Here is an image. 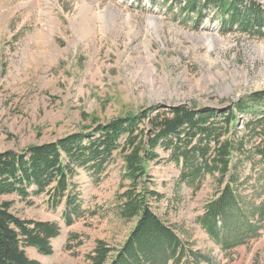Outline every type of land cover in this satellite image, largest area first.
Masks as SVG:
<instances>
[{
    "label": "rangeland",
    "instance_id": "obj_1",
    "mask_svg": "<svg viewBox=\"0 0 264 264\" xmlns=\"http://www.w3.org/2000/svg\"><path fill=\"white\" fill-rule=\"evenodd\" d=\"M179 8L172 0H0V152L56 141L154 105L223 110L264 90V37L223 31L211 16L195 23ZM80 24L88 28L83 35ZM250 118L239 115L238 139ZM159 152L148 167L150 186L161 197L153 202L158 216L213 264H264V226L246 245L221 251L198 222L217 193L214 180L192 191L168 153ZM255 171L246 164L241 175L254 184L261 168ZM76 180L84 213L70 226L63 208L50 209L44 194L31 205L0 195L20 217L60 225L52 255L27 249L41 264H90L98 241L118 248L135 225L118 212L129 188L119 155L99 180L82 171Z\"/></svg>",
    "mask_w": 264,
    "mask_h": 264
},
{
    "label": "trees",
    "instance_id": "obj_2",
    "mask_svg": "<svg viewBox=\"0 0 264 264\" xmlns=\"http://www.w3.org/2000/svg\"><path fill=\"white\" fill-rule=\"evenodd\" d=\"M172 1L195 23L211 16L223 31L264 37V4L258 0ZM262 108L264 90L223 110L154 105L106 122L94 121L56 141L0 152V195H16L31 205L33 197L44 194L50 209L63 208L62 219L70 226L84 213L83 191L76 180L80 171L99 180L119 155L129 188L121 195L118 212L125 220L135 219V225L118 248L98 241L88 254L89 263L213 264L210 255L193 249L154 211L153 202L161 197L150 186L148 167L163 150L192 191L211 177L218 189L198 217L200 226L223 252L246 245L264 226ZM240 114L251 118L238 139ZM246 164L254 171L261 168L254 184L241 175ZM244 184L251 185L252 194L245 193ZM60 232L57 222L23 218L12 211L11 202L0 203V264H41L27 249L52 255V241Z\"/></svg>",
    "mask_w": 264,
    "mask_h": 264
},
{
    "label": "bare ground",
    "instance_id": "obj_3",
    "mask_svg": "<svg viewBox=\"0 0 264 264\" xmlns=\"http://www.w3.org/2000/svg\"><path fill=\"white\" fill-rule=\"evenodd\" d=\"M85 21V20H84ZM86 22V21H85ZM88 22V21H87ZM87 24V23H86ZM89 24V23H88ZM96 25V24H95ZM88 26V25H87ZM78 32H79V34L80 35H83L84 33H86L87 31H88V28H86V26L84 25V24H80V25H78ZM93 31V30H92ZM95 32V31H94ZM91 33V32H90ZM87 36H89L88 34H87Z\"/></svg>",
    "mask_w": 264,
    "mask_h": 264
},
{
    "label": "crops",
    "instance_id": "obj_4",
    "mask_svg": "<svg viewBox=\"0 0 264 264\" xmlns=\"http://www.w3.org/2000/svg\"><path fill=\"white\" fill-rule=\"evenodd\" d=\"M28 219H32V218H28ZM34 219V218H33Z\"/></svg>",
    "mask_w": 264,
    "mask_h": 264
}]
</instances>
